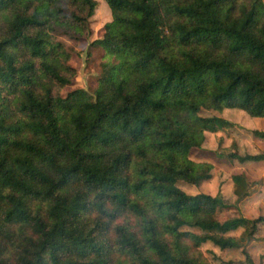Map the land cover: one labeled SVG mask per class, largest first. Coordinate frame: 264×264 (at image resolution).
I'll use <instances>...</instances> for the list:
<instances>
[{
  "label": "trees",
  "instance_id": "1",
  "mask_svg": "<svg viewBox=\"0 0 264 264\" xmlns=\"http://www.w3.org/2000/svg\"><path fill=\"white\" fill-rule=\"evenodd\" d=\"M104 1L107 65L60 95L55 31L84 35L95 0H0V264H210L201 243L235 246L264 215L218 220V193L177 181L209 176L189 151L228 123L201 108L264 117V1Z\"/></svg>",
  "mask_w": 264,
  "mask_h": 264
},
{
  "label": "rangeland",
  "instance_id": "2",
  "mask_svg": "<svg viewBox=\"0 0 264 264\" xmlns=\"http://www.w3.org/2000/svg\"><path fill=\"white\" fill-rule=\"evenodd\" d=\"M110 18L105 1L95 0L84 35L73 36L60 28L55 31V37L62 45L61 55L74 71L68 84L55 89L58 94L64 95L74 87L92 92L109 57L102 47L90 41L101 36L103 24ZM198 113L203 116L217 115L228 123L215 131H205L200 146L192 147L189 151L191 159L211 163L209 176L196 185L181 180L177 181V185L187 193H218L227 203V206L215 210L214 216L218 220L233 215L248 218L264 215V162L226 157L229 151L244 155L264 150V138L253 133L254 130L264 131V117L249 116L235 107L221 110L201 108ZM125 220L134 226L131 216L119 217L116 222L126 224ZM245 231V227L238 226L226 232L238 240L235 246L219 247L205 241L198 248L210 264H264V222H258L248 238L244 235Z\"/></svg>",
  "mask_w": 264,
  "mask_h": 264
},
{
  "label": "crops",
  "instance_id": "3",
  "mask_svg": "<svg viewBox=\"0 0 264 264\" xmlns=\"http://www.w3.org/2000/svg\"><path fill=\"white\" fill-rule=\"evenodd\" d=\"M252 161H256V162H264V159H261V160H252Z\"/></svg>",
  "mask_w": 264,
  "mask_h": 264
}]
</instances>
